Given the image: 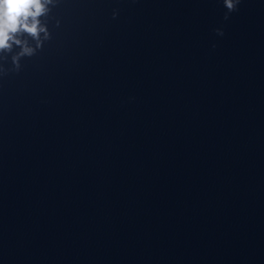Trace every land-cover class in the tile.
<instances>
[{
  "label": "water",
  "instance_id": "water-1",
  "mask_svg": "<svg viewBox=\"0 0 264 264\" xmlns=\"http://www.w3.org/2000/svg\"><path fill=\"white\" fill-rule=\"evenodd\" d=\"M46 7L0 52V264H264V0Z\"/></svg>",
  "mask_w": 264,
  "mask_h": 264
},
{
  "label": "clouds",
  "instance_id": "clouds-1",
  "mask_svg": "<svg viewBox=\"0 0 264 264\" xmlns=\"http://www.w3.org/2000/svg\"><path fill=\"white\" fill-rule=\"evenodd\" d=\"M52 0H0V52L11 51L13 46L20 47V52L12 57L16 63L21 56H30L34 49L19 37L26 34L33 40H39L41 33L47 36L46 28L41 24L40 17L48 11L46 7ZM241 0H222L226 12L224 19L229 18V13L237 10ZM217 36H223L221 28L214 29ZM214 47V45H213Z\"/></svg>",
  "mask_w": 264,
  "mask_h": 264
}]
</instances>
